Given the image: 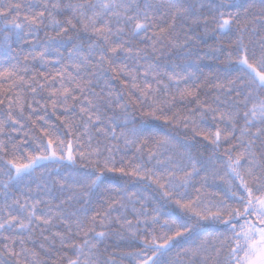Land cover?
<instances>
[{
    "label": "snow or ice",
    "instance_id": "obj_1",
    "mask_svg": "<svg viewBox=\"0 0 264 264\" xmlns=\"http://www.w3.org/2000/svg\"><path fill=\"white\" fill-rule=\"evenodd\" d=\"M0 264H264V0H0Z\"/></svg>",
    "mask_w": 264,
    "mask_h": 264
}]
</instances>
